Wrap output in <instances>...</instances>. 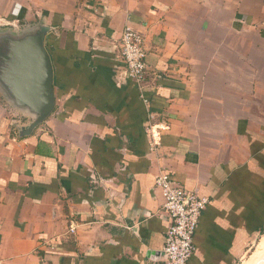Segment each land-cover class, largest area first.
I'll return each mask as SVG.
<instances>
[{
	"label": "crops",
	"instance_id": "1",
	"mask_svg": "<svg viewBox=\"0 0 264 264\" xmlns=\"http://www.w3.org/2000/svg\"><path fill=\"white\" fill-rule=\"evenodd\" d=\"M17 19L50 28L56 105L20 137L0 95V264H166L160 175L207 200L188 264H239L257 240L240 264H259L264 0H0ZM126 27L144 89L119 73Z\"/></svg>",
	"mask_w": 264,
	"mask_h": 264
},
{
	"label": "water",
	"instance_id": "2",
	"mask_svg": "<svg viewBox=\"0 0 264 264\" xmlns=\"http://www.w3.org/2000/svg\"><path fill=\"white\" fill-rule=\"evenodd\" d=\"M49 31L37 25L0 32V95L29 119L19 127L20 137L31 135L55 109L54 73L45 47Z\"/></svg>",
	"mask_w": 264,
	"mask_h": 264
},
{
	"label": "built area",
	"instance_id": "3",
	"mask_svg": "<svg viewBox=\"0 0 264 264\" xmlns=\"http://www.w3.org/2000/svg\"><path fill=\"white\" fill-rule=\"evenodd\" d=\"M119 57V73L144 89L146 51L143 38L129 27L121 34ZM156 185L164 200L161 209L170 220L162 247L165 263L188 264L195 250L193 237L207 200L195 192L186 191L168 175H160Z\"/></svg>",
	"mask_w": 264,
	"mask_h": 264
},
{
	"label": "rangeland",
	"instance_id": "4",
	"mask_svg": "<svg viewBox=\"0 0 264 264\" xmlns=\"http://www.w3.org/2000/svg\"><path fill=\"white\" fill-rule=\"evenodd\" d=\"M17 15H18V13H17ZM19 20L20 19H17L15 21H11V22L0 21V32H2L4 30L21 31L24 28L35 26V25H25V23H23L24 21H22V23L17 22ZM258 242L259 241L257 240L253 244H251L250 246H248L246 248V253L241 258H239V262H238L239 264L243 260L245 261L251 255V253L256 250Z\"/></svg>",
	"mask_w": 264,
	"mask_h": 264
},
{
	"label": "bare ground",
	"instance_id": "5",
	"mask_svg": "<svg viewBox=\"0 0 264 264\" xmlns=\"http://www.w3.org/2000/svg\"><path fill=\"white\" fill-rule=\"evenodd\" d=\"M260 247L263 249L264 248V239L262 240V242H261V244H260ZM262 254H264V251L262 252ZM263 262H262V261ZM258 262H259V264H264V256H263V258H259L258 260H257Z\"/></svg>",
	"mask_w": 264,
	"mask_h": 264
}]
</instances>
